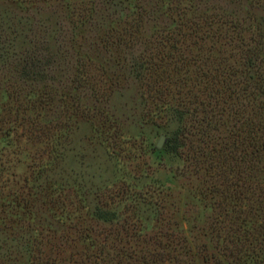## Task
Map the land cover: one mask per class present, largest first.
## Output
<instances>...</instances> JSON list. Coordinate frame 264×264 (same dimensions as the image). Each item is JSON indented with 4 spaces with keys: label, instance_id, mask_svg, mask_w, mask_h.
I'll use <instances>...</instances> for the list:
<instances>
[{
    "label": "trees",
    "instance_id": "obj_1",
    "mask_svg": "<svg viewBox=\"0 0 264 264\" xmlns=\"http://www.w3.org/2000/svg\"><path fill=\"white\" fill-rule=\"evenodd\" d=\"M54 1L50 23L42 22L41 8L0 15V95L9 100L0 106V140L26 136L65 159L79 122L101 120L104 129L95 130L105 133L106 147L130 161L108 104L120 75L139 81L143 105L149 100L175 124L153 150L180 158L181 174L195 176L209 199L211 252L171 222V194L162 184L86 191L93 197L88 212L69 218V238L67 223L45 208L54 204L44 202L52 180L45 170L37 204L22 205L24 213L35 207L39 228L55 225L35 263L264 264V16L239 17L228 6L234 0H167V12L160 10L165 0H98L88 7L80 0L71 8ZM61 195L54 206L65 209ZM27 225L15 237L0 232L1 261L15 264L14 252L30 260L34 230ZM76 239L81 250L69 243Z\"/></svg>",
    "mask_w": 264,
    "mask_h": 264
},
{
    "label": "rangeland",
    "instance_id": "obj_2",
    "mask_svg": "<svg viewBox=\"0 0 264 264\" xmlns=\"http://www.w3.org/2000/svg\"><path fill=\"white\" fill-rule=\"evenodd\" d=\"M63 1L65 5H69V8L73 3L80 2V0ZM97 1L85 0L83 5L93 6ZM132 1L136 6L144 4V0ZM214 1L215 4L219 2V0ZM220 2L224 3L222 0ZM231 2L228 6L239 10L238 16L247 18L245 20L264 16V6L253 0ZM168 3L169 1L165 0L160 10L167 12ZM180 4L187 5L186 2ZM55 6L57 2L54 0H0V15H4L2 19L5 20L8 16L25 14L26 11L41 8L46 10L42 22L50 23L54 19V16L50 15V8ZM169 20L171 21V18L167 21ZM119 80L120 83L111 95L108 105L110 113L120 127L121 139L126 142L123 145L127 148L126 150L131 151L130 161L126 153L121 152L120 149L113 150L106 147L107 142L102 140L105 133L95 130L104 129L101 120L79 122L69 138L70 146L65 159L57 158L54 152H49V147L44 143L34 142L26 136L14 135L0 140V232H3V237H15L20 231L26 229L29 223L33 224L34 230V234L32 233L34 252L30 260L27 261L28 255L23 254L24 256L21 257V252H14L12 256L18 258L15 264L25 261L24 264L27 262L36 264L33 258L34 253H38L39 248H43L42 244L48 242V236L54 232L55 225L44 224L43 228H39L36 224L37 217L33 213L35 207H30L28 213H24L22 209V205L26 202L29 205L37 204L39 192L36 185L42 179V173L45 170H48L46 172H49L52 180L48 183L47 190L42 192V194L47 192L46 199L44 195L40 196V199L54 203L46 205L45 208L53 220H62L67 223L64 231L68 233L69 238L75 237V233L71 232L73 224L68 227L70 220L76 216L77 218L85 217L88 212V204L93 197L91 192L85 196L86 191H92L95 187L102 189L115 187L117 191L124 186L134 192L142 188L144 190L148 186L156 188L162 184L171 194L169 200L173 207L169 206V201H164L168 203V210H174L171 222H177L179 229L187 236H195V243L198 245L207 243L208 250L211 252V245L206 234L211 209L208 207V197L199 193L202 187L201 182L195 176L181 174L183 164L180 158L153 150L157 149V142L161 136H164L163 144L165 143L169 130L175 124H167L163 112L152 108L149 100L147 105H143L146 101L142 97L143 87L139 81L127 78L126 75H120ZM7 102H9L8 98L4 94L0 95V106ZM68 184L72 186L69 196L64 195V190L67 189L65 185L69 188ZM57 192L62 194L59 201L64 199L65 209L54 206L58 204ZM60 214H63L62 217ZM60 224L56 226L60 227ZM143 224L147 229L152 227L149 221H144ZM58 229L56 227V230ZM69 243L75 245L77 250H81L84 246L78 239L72 242L69 240ZM11 260H0V264L12 263L13 260ZM200 260V257L197 258L198 262Z\"/></svg>",
    "mask_w": 264,
    "mask_h": 264
},
{
    "label": "water",
    "instance_id": "obj_3",
    "mask_svg": "<svg viewBox=\"0 0 264 264\" xmlns=\"http://www.w3.org/2000/svg\"><path fill=\"white\" fill-rule=\"evenodd\" d=\"M164 139H165L164 136L160 137L159 141L157 142V147L158 148H160L162 146Z\"/></svg>",
    "mask_w": 264,
    "mask_h": 264
}]
</instances>
